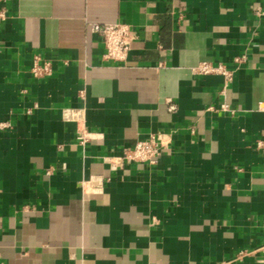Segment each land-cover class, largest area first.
I'll list each match as a JSON object with an SVG mask.
<instances>
[{
	"label": "crops",
	"instance_id": "0c3cea01",
	"mask_svg": "<svg viewBox=\"0 0 264 264\" xmlns=\"http://www.w3.org/2000/svg\"><path fill=\"white\" fill-rule=\"evenodd\" d=\"M257 8L264 0H0V262L264 264ZM114 22L136 31L125 64L104 60L90 31ZM34 55L51 74L32 76ZM201 60L235 69L224 95L221 75L193 72ZM67 108L96 133L84 146ZM157 132L169 150L156 164L104 160ZM92 176L102 191L80 188Z\"/></svg>",
	"mask_w": 264,
	"mask_h": 264
},
{
	"label": "built area",
	"instance_id": "2783aa9c",
	"mask_svg": "<svg viewBox=\"0 0 264 264\" xmlns=\"http://www.w3.org/2000/svg\"><path fill=\"white\" fill-rule=\"evenodd\" d=\"M258 16L264 15V10L257 8L255 10ZM4 18V14L0 12V19ZM90 31L101 38L103 44V59L116 64H125L132 42L136 36V31L128 24L121 22L114 23H92ZM244 55H239L234 58V63L237 65L244 60ZM235 69L226 67L223 63H213L209 60H201L194 68L193 72L198 75L219 74L223 78V85L219 91L221 95L225 94L228 83L232 80ZM51 64L47 60H42L39 55H34L30 66V73L34 78H42L51 74ZM83 92L80 96L83 97ZM170 109L173 106H169ZM208 109H212L211 107ZM219 109L223 112L233 114L236 110L231 108L228 103L223 102ZM65 121L75 124V137L81 146H84L90 139L96 136V133L88 130L85 121V110L83 108H67L63 111ZM6 123L1 122L0 127H6ZM169 139L163 136L162 133H151L147 137L141 138L132 148L125 149L119 157H105L104 160L112 167L122 165L124 162L144 163L154 165L157 163L159 156L169 150ZM262 142H257L261 145ZM116 159V161H114ZM49 173V171H47ZM80 188L91 192L102 191V177L92 176L87 181L80 183ZM257 251H260L264 260V242L260 244ZM246 254L245 250L238 252L237 257L241 258ZM0 264H6L0 262Z\"/></svg>",
	"mask_w": 264,
	"mask_h": 264
}]
</instances>
